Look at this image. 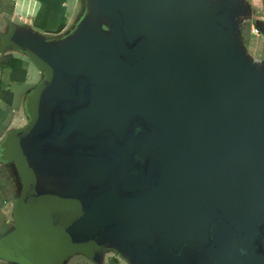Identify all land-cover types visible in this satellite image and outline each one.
I'll use <instances>...</instances> for the list:
<instances>
[{"label": "water", "instance_id": "obj_1", "mask_svg": "<svg viewBox=\"0 0 264 264\" xmlns=\"http://www.w3.org/2000/svg\"><path fill=\"white\" fill-rule=\"evenodd\" d=\"M96 1L69 45L12 38L56 80L42 131L21 148L105 171L75 203L40 200L18 249L81 240L96 252L118 234L129 252L165 249L176 264L191 245L205 250L200 264H264V67L231 18L247 6Z\"/></svg>", "mask_w": 264, "mask_h": 264}, {"label": "rangeland", "instance_id": "obj_2", "mask_svg": "<svg viewBox=\"0 0 264 264\" xmlns=\"http://www.w3.org/2000/svg\"><path fill=\"white\" fill-rule=\"evenodd\" d=\"M234 1L239 4L244 3L248 8L247 14H243L242 10L237 9H233L231 13V18L235 19L234 22L237 26L239 43L247 58L255 66L262 68L264 67V0ZM65 5L67 21L64 29L60 32H46L45 37L35 36L39 41L43 40L46 44L53 46L69 45L71 42H75L84 29L87 20L92 19L93 11L98 9L96 0H67ZM101 15L103 16L105 27L111 26V21L104 17L102 13ZM253 28L254 30L257 29L261 34L258 36L253 34ZM16 52L20 54L19 51ZM25 52L29 55H26L25 63L20 57H17L23 61L24 68L26 69L24 64L35 66L30 68L28 84H25V81H13L9 76L10 81L15 84H13L12 88L7 89L13 93V98L15 94V98L18 100L17 107L23 98V94L31 95L29 113L31 124L26 132H18L15 135L5 134L7 129L6 121L0 126V137L3 139L2 151L0 150V162L15 165L13 173L15 178H17L18 195L13 200L22 201L25 228L21 229L16 237L25 233L27 241L22 240L19 247L32 240L35 236L37 218H35L33 207L42 198L61 203H75L78 199H81L89 184L103 179L105 172L102 166L99 167L101 163L99 160L94 162L72 159L69 161L62 159L53 160L39 151L34 153L21 148L24 140L34 138L42 131L47 112L46 100L56 88V80H54L55 78H53L51 72L44 68L30 51ZM25 52L23 51V53ZM142 141H145V138ZM142 141L140 146H142ZM54 164L59 165V167H51ZM55 171H59V173ZM43 172H47V174ZM43 176L48 178H42ZM59 183L63 184L65 194L58 195L46 187V185L51 187L55 184L59 185ZM130 186L132 187V185ZM60 188L59 186L58 189ZM72 190H74V193H71ZM28 234L31 235L28 236ZM13 240L17 242L15 237ZM20 252L22 258L20 257L19 260L24 264H176L175 259L165 249L159 250L153 254L154 256L148 255V257H145V254L139 249L129 252L118 234L103 236L99 241L96 252H92L90 246L81 240L70 242L62 250H58L52 244L35 252V254L24 250H20ZM205 258V250L195 245L189 246L185 252L187 261L185 264H200Z\"/></svg>", "mask_w": 264, "mask_h": 264}, {"label": "crops", "instance_id": "obj_3", "mask_svg": "<svg viewBox=\"0 0 264 264\" xmlns=\"http://www.w3.org/2000/svg\"><path fill=\"white\" fill-rule=\"evenodd\" d=\"M40 7L41 3L38 0H0V57L13 55L20 57L25 63L27 59L26 55L29 56L25 51L30 50L18 47L12 38L26 34L33 38H36L35 36L45 37L46 32L37 28L34 24V19ZM252 32L256 36L261 34L259 31L256 32L254 28ZM16 51H19L20 54H17ZM24 65L28 73L24 83L28 84L30 68L35 66L31 64L28 66ZM10 72V69L0 68V79L6 88H12L13 84H15L10 81ZM30 96L27 93L23 94L18 107V100L15 98V94L13 103L10 105L4 101H0V126L5 121L7 122L5 134L15 135L18 132H26L29 128L31 124L29 114L31 108ZM2 144L3 139L0 137L1 151ZM14 166L0 162V264H24L19 260L18 252L20 250L18 248L22 240L27 241V237L25 233L16 237L19 231L25 227L22 201L13 200L18 195L17 178H15L13 173ZM30 235L28 234V236ZM14 237L17 239V242L13 240Z\"/></svg>", "mask_w": 264, "mask_h": 264}, {"label": "trees", "instance_id": "obj_4", "mask_svg": "<svg viewBox=\"0 0 264 264\" xmlns=\"http://www.w3.org/2000/svg\"><path fill=\"white\" fill-rule=\"evenodd\" d=\"M41 3L40 10L34 19L37 28L47 32H60L66 25V2L67 0H38ZM0 68L10 69L11 80L24 82L27 79V71L23 61L13 55L0 57ZM0 101L8 104L13 102V93L5 88L0 79Z\"/></svg>", "mask_w": 264, "mask_h": 264}, {"label": "flooded vegetation", "instance_id": "obj_5", "mask_svg": "<svg viewBox=\"0 0 264 264\" xmlns=\"http://www.w3.org/2000/svg\"><path fill=\"white\" fill-rule=\"evenodd\" d=\"M56 173H59V171H55ZM44 174H47V172H43ZM51 174H53V173H51ZM49 177H51V176H49ZM42 178H45V179H47L48 177L47 176H43ZM60 182H62V181H60ZM63 183V182H62ZM61 187L60 189H58V187ZM46 187L47 188H50L53 192H56L58 195H62V194H65V191H64V186H63V184H61V183H59V185H54V186H48V185H46ZM54 188V189H53ZM73 189H75L74 187H72ZM71 193H74V190H72V192ZM42 200H44L43 198H42ZM79 200V199H78ZM33 210H34V207H33ZM29 212H30V210H29ZM34 213H35V210H34ZM37 224V223H36ZM18 254H19V257H21L22 255H21V252H18ZM22 258V257H21Z\"/></svg>", "mask_w": 264, "mask_h": 264}, {"label": "built area", "instance_id": "obj_6", "mask_svg": "<svg viewBox=\"0 0 264 264\" xmlns=\"http://www.w3.org/2000/svg\"><path fill=\"white\" fill-rule=\"evenodd\" d=\"M255 31L258 32L257 29H255Z\"/></svg>", "mask_w": 264, "mask_h": 264}]
</instances>
